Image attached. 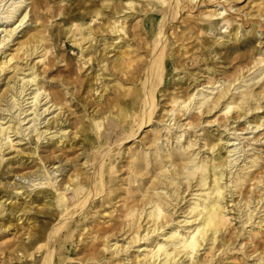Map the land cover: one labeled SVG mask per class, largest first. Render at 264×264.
<instances>
[{"label":"bare ground","instance_id":"obj_1","mask_svg":"<svg viewBox=\"0 0 264 264\" xmlns=\"http://www.w3.org/2000/svg\"><path fill=\"white\" fill-rule=\"evenodd\" d=\"M200 1L0 0V264H264V30L242 41L234 0ZM228 28L234 70L184 80L188 40ZM66 40L79 60L55 50ZM27 136L24 171L5 151Z\"/></svg>","mask_w":264,"mask_h":264},{"label":"rangeland","instance_id":"obj_2","mask_svg":"<svg viewBox=\"0 0 264 264\" xmlns=\"http://www.w3.org/2000/svg\"><path fill=\"white\" fill-rule=\"evenodd\" d=\"M98 1H101V0H98ZM201 1H200V3H198L197 7L195 6L194 8H192L195 13H197L198 11L206 10V8H204L206 3L205 4L203 3V5H202ZM223 1L225 3V0H223ZM205 2L208 3L209 1L205 0ZM207 5H208L207 9L212 8V5H209V4H207ZM229 6L230 7H227V9L231 8L229 13L232 14V15H236V17L241 19L243 24H245L244 25V28H246L245 31L244 32H239V34H238L242 41L249 37V34H248V31H249V27L248 26L249 25L248 24H253L254 23L255 26L259 24L260 28L264 30V21H259V16H258L259 13H263L264 14V3H261V0H234V1H232L230 3ZM3 7H4L3 3H0V16L4 15L3 12L5 11V8L7 7V5L5 6L4 9H3ZM237 9H238V13L241 16L239 14L237 15ZM60 19H61L60 17H57L56 20L59 21ZM100 20H103V19H100ZM135 21L136 20H134V22ZM228 30H229V28L227 30H223L221 32L218 31V30L211 31V32H206V31L202 30L196 39L194 37H191L188 40L189 41L188 42V47L191 46V45L194 46L193 49H192V52L194 51V55L192 54V59H193L194 62L192 64H189L188 67H189L190 71L186 70L188 73L185 74L184 80L188 79L187 82H190V84H191V81L194 78H196V80H199L201 84L207 85V81H208V79L211 76L207 72H205L207 65L216 64V66H218L220 68V70L224 69V66H226L227 69H225V70H227L226 71L227 73H230V72H232L234 70V68H235L234 66H236V63L238 62V59L236 57L243 50H240L237 53H231V55L229 54V52H230V50L232 49L233 46H237L242 41L240 40L239 42H234L232 40L231 36L228 37V33H229ZM108 39H109V34L107 32H102V33L99 34V36H97L96 41H97V45H99V49L103 48L104 42L108 41ZM255 39H257V40L254 41L253 46L256 47V49L259 47V49L264 50V32H257V34L255 36ZM215 41H223V42H225V44L218 45V44L214 43ZM211 43H214V44H211ZM62 49L64 50L65 55L70 57L72 60H79L80 53L76 49H74L73 51H70L73 48H72L71 42L69 40H66L65 47H64L63 43H59L58 47L55 50L61 51ZM212 50H215V52L219 56V60H215L214 58H212V55H213ZM255 52H256V50H255ZM190 53H191V51L189 53H187V54H184V56H186L188 58ZM2 56H1V58H2ZM78 65H79V62L77 63V67H78ZM56 67H57V65H56ZM56 67H54V68H56ZM62 68H63V66H61V64H59L58 67L55 70H53V75L52 76L55 77V78L58 77V75L60 74V70ZM94 70H95L94 66L91 69V68H88L87 65H86L85 68H82V70L79 71L80 79H84L88 74H95ZM252 71L255 74H257L256 68H252L249 72L245 73V75L250 74ZM243 72H245V69L243 70ZM192 73H194V74L192 75ZM183 75H184V73L180 74V76H183ZM254 75H252V76H254ZM252 76L250 74L247 78L252 77ZM111 78H112V76H107L106 75L104 79L106 81H108V80H111ZM25 79H28V78H25ZM263 80H264V78L261 79L260 82H262ZM216 84H220V83L217 82ZM29 85H30V83L28 84V86ZM48 85H51V83H49ZM110 85H111V83H110ZM33 87H35V86L32 85L30 87V89L27 90V92L31 91V88H33ZM55 87H56L57 90H59V88L56 85H55ZM183 88H186V84L183 85ZM204 90H206V89H204ZM206 91H210V90L208 89ZM44 100L41 102V104L44 102ZM70 103L72 104L73 100ZM2 104H3V106H2L3 109L7 108V110L3 111V116L6 115V119L9 118L10 114L16 115L18 113V108H16V107L11 108L12 106L9 105L10 102L8 100L5 99L4 102H2ZM22 105L24 106L23 102H22ZM25 106H28V105H25ZM22 108L25 109L26 107H22ZM29 112H30V110H28V113ZM45 114H46V112H45ZM43 116H44V113L40 116V118H42ZM51 116L52 115H48V117H51ZM218 116H220V115L217 114V117ZM31 117H33V114L30 115L28 117V119L31 118ZM205 119L214 120V117L212 116V113H211V115L208 118H205ZM25 122H27V120ZM46 122L47 121H44V124H46ZM30 124H31V122L29 124H27V125H30ZM44 124L40 125L41 129H43L42 126ZM215 124L216 123H213L212 126H210V128L208 130L210 132L209 135L212 138H218L219 134H220V133L217 132V130H216L217 126H215ZM27 125L25 127H27ZM203 125H206V124L204 123ZM235 125H237L238 128H242V127L246 126V124H243V122L241 124H239V125H238V123H235ZM40 126H38V127H40ZM149 129L148 128L147 129L144 128V130H149ZM221 129H223V127H221L220 130ZM242 132H245V130H243ZM201 133H202V131H199L196 134L200 135ZM143 134H144V131H141V133L140 132L138 133V136L142 137ZM225 134H226L225 132L222 133L220 137H222V138L225 137V136L227 137L228 135H225ZM244 135L245 136H249V135H252V134L246 133ZM14 137H16V136H12V138H14ZM20 138H22V135H19V138L18 137L15 138L14 142L17 141ZM28 138L29 137L27 136V137L24 138V140H22L19 143H17L18 146H16L15 150L8 149V150L5 151V152L8 153L5 156V158H8V157H12V156L17 155V154H15V152L17 150H19V155H17V157L19 158V161H20L19 170L26 171V170H28V167H32L35 164V161L33 159L26 158V156H24L22 151H21V150L27 151V150H25V149H27V147H30V148L34 147L33 144H31V145L29 144V142H28L29 139ZM34 138H35L34 140L36 141V137H34ZM162 139H166V138L162 137ZM183 139H184V137L181 138L182 142H183ZM137 140H139V139H135V142ZM175 142L176 141L174 140L173 142L170 141L169 143H171V145L174 146ZM37 143L39 144V142H37ZM132 144H133V141H128V142L125 143V146L129 147ZM165 144H166V142L163 141V147H164V149L166 151L168 148H170L171 145L167 146ZM263 149H264V147H263ZM24 153H26V152H24ZM14 162H15L14 165L17 166L18 165V161L16 160ZM27 164H29V165L27 166ZM4 176H6V175H4ZM38 181L39 180H35V182H38ZM28 189H30V188H28ZM24 196H20L19 195V199L16 200V202L18 203L19 206H29V204L32 202V199L29 200L28 197L24 198ZM32 205H34V208L37 205H38V208H41L42 202H41V204H38V202H35L34 204L32 203ZM235 221H233V222L235 223ZM227 257L228 258H226V260H225L226 262H228V263L233 262L234 264H238L237 260L234 259L235 257H233V254L232 255L231 254L227 255ZM217 263H219V262H217Z\"/></svg>","mask_w":264,"mask_h":264}]
</instances>
